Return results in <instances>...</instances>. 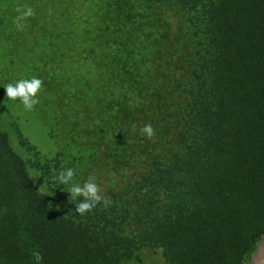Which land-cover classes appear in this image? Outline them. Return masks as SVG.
Segmentation results:
<instances>
[{
    "label": "trees",
    "instance_id": "1",
    "mask_svg": "<svg viewBox=\"0 0 264 264\" xmlns=\"http://www.w3.org/2000/svg\"><path fill=\"white\" fill-rule=\"evenodd\" d=\"M32 77L27 111L3 86ZM263 237L264 0H0V264H248Z\"/></svg>",
    "mask_w": 264,
    "mask_h": 264
},
{
    "label": "clouds",
    "instance_id": "2",
    "mask_svg": "<svg viewBox=\"0 0 264 264\" xmlns=\"http://www.w3.org/2000/svg\"><path fill=\"white\" fill-rule=\"evenodd\" d=\"M42 81L37 77L30 79H18L15 82L7 83L3 86L6 98L9 101H19L23 108L32 111L38 103L36 97L41 91ZM148 137L154 134L152 126L145 125L142 129ZM76 172L73 168H65L58 172L56 180L59 184L67 186L69 198L76 201L75 212L78 215H84L91 212L102 202L98 186L92 178L83 182H76L74 177Z\"/></svg>",
    "mask_w": 264,
    "mask_h": 264
},
{
    "label": "rangeland",
    "instance_id": "3",
    "mask_svg": "<svg viewBox=\"0 0 264 264\" xmlns=\"http://www.w3.org/2000/svg\"><path fill=\"white\" fill-rule=\"evenodd\" d=\"M28 119H30L27 116ZM29 124L27 126V131L29 138L39 146V148L45 152L50 151L51 143L47 139L46 135L44 134L42 128L37 125L34 121L31 119L28 122ZM143 261L144 264H165V261L161 255L160 252H153L151 250H146L143 252ZM131 264H137V263H131Z\"/></svg>",
    "mask_w": 264,
    "mask_h": 264
},
{
    "label": "water",
    "instance_id": "4",
    "mask_svg": "<svg viewBox=\"0 0 264 264\" xmlns=\"http://www.w3.org/2000/svg\"><path fill=\"white\" fill-rule=\"evenodd\" d=\"M248 264H264V237Z\"/></svg>",
    "mask_w": 264,
    "mask_h": 264
}]
</instances>
